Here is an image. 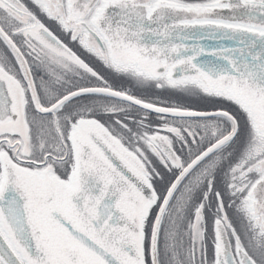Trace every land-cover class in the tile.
<instances>
[{
	"label": "snow or ice",
	"instance_id": "obj_1",
	"mask_svg": "<svg viewBox=\"0 0 264 264\" xmlns=\"http://www.w3.org/2000/svg\"><path fill=\"white\" fill-rule=\"evenodd\" d=\"M0 264H264V0H0Z\"/></svg>",
	"mask_w": 264,
	"mask_h": 264
},
{
	"label": "trees",
	"instance_id": "obj_2",
	"mask_svg": "<svg viewBox=\"0 0 264 264\" xmlns=\"http://www.w3.org/2000/svg\"><path fill=\"white\" fill-rule=\"evenodd\" d=\"M186 102L196 104V101H186Z\"/></svg>",
	"mask_w": 264,
	"mask_h": 264
},
{
	"label": "rangeland",
	"instance_id": "obj_3",
	"mask_svg": "<svg viewBox=\"0 0 264 264\" xmlns=\"http://www.w3.org/2000/svg\"><path fill=\"white\" fill-rule=\"evenodd\" d=\"M189 101H195V100H189Z\"/></svg>",
	"mask_w": 264,
	"mask_h": 264
}]
</instances>
